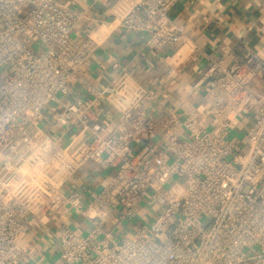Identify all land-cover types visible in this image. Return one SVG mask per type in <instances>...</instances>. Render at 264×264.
I'll list each match as a JSON object with an SVG mask.
<instances>
[{"label": "built area", "instance_id": "obj_1", "mask_svg": "<svg viewBox=\"0 0 264 264\" xmlns=\"http://www.w3.org/2000/svg\"><path fill=\"white\" fill-rule=\"evenodd\" d=\"M178 2L133 0L122 22L152 47L177 44ZM84 16L59 0H0V264H32L39 249L20 238L50 213L92 227L64 225L45 264H264V57L212 59L195 85L211 112L156 122L154 90L129 72L87 81L97 42L72 36ZM76 83L91 97L73 96ZM102 102L121 114L114 129ZM89 160L114 168L109 181L66 191Z\"/></svg>", "mask_w": 264, "mask_h": 264}, {"label": "crops", "instance_id": "obj_2", "mask_svg": "<svg viewBox=\"0 0 264 264\" xmlns=\"http://www.w3.org/2000/svg\"><path fill=\"white\" fill-rule=\"evenodd\" d=\"M59 1L85 14L73 29L72 36L78 41L93 37L97 42L84 66L87 81L101 87L111 84L123 71L129 72L154 90L156 99L150 112L155 114L156 122L172 112L183 119H196L211 112L205 86L195 85L212 59L224 58L231 62L252 52L264 57V0H179L170 15L173 24L183 33L182 41L159 48L148 44L147 33L132 30L122 22L133 0ZM255 84L264 89V75H260ZM74 90L73 96L91 97L81 83L74 84ZM101 108L102 118L111 122L112 129L116 128L121 121L120 112L107 102H102ZM77 131L78 128L69 129L64 141L75 136ZM162 137L158 134L155 139ZM113 173V167L105 168L89 160L66 184L65 190L100 189ZM64 225H70L80 233H87L92 227L77 214L69 217L50 213L28 220L20 240L23 244L34 242L39 249L29 256L32 264H45L58 257L59 245L55 236ZM122 231H126L125 234L131 232L127 224Z\"/></svg>", "mask_w": 264, "mask_h": 264}, {"label": "rangeland", "instance_id": "obj_3", "mask_svg": "<svg viewBox=\"0 0 264 264\" xmlns=\"http://www.w3.org/2000/svg\"><path fill=\"white\" fill-rule=\"evenodd\" d=\"M126 224H127V222H124L123 227L122 228H118V230L116 231V235H118V237H120V235H122V233L123 234L126 233V231H124V232L122 231V230H124V225H126ZM252 252H254V250H252Z\"/></svg>", "mask_w": 264, "mask_h": 264}]
</instances>
